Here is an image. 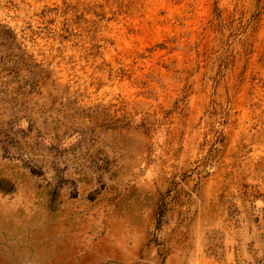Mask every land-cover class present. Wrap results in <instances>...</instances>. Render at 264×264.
I'll return each mask as SVG.
<instances>
[{"label": "rangeland", "instance_id": "rangeland-1", "mask_svg": "<svg viewBox=\"0 0 264 264\" xmlns=\"http://www.w3.org/2000/svg\"><path fill=\"white\" fill-rule=\"evenodd\" d=\"M0 264H264V0H0Z\"/></svg>", "mask_w": 264, "mask_h": 264}]
</instances>
